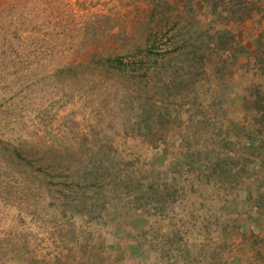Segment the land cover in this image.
Here are the masks:
<instances>
[{"label":"rangeland","instance_id":"1","mask_svg":"<svg viewBox=\"0 0 264 264\" xmlns=\"http://www.w3.org/2000/svg\"><path fill=\"white\" fill-rule=\"evenodd\" d=\"M0 264H264V0H0Z\"/></svg>","mask_w":264,"mask_h":264},{"label":"trees","instance_id":"2","mask_svg":"<svg viewBox=\"0 0 264 264\" xmlns=\"http://www.w3.org/2000/svg\"><path fill=\"white\" fill-rule=\"evenodd\" d=\"M111 59H112V58H110V57H106V58L101 57V60H102V61H105V60H106V61H111Z\"/></svg>","mask_w":264,"mask_h":264}]
</instances>
